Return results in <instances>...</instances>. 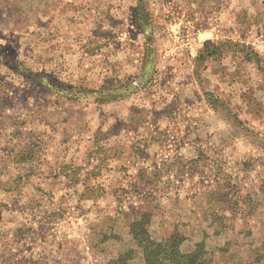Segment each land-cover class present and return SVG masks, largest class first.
<instances>
[{"label": "rangeland", "instance_id": "rangeland-1", "mask_svg": "<svg viewBox=\"0 0 264 264\" xmlns=\"http://www.w3.org/2000/svg\"><path fill=\"white\" fill-rule=\"evenodd\" d=\"M128 6L0 0V264H145L141 220L203 264H264V58L195 76L189 7L144 1L148 33L118 38ZM31 114L70 142L33 144Z\"/></svg>", "mask_w": 264, "mask_h": 264}, {"label": "crops", "instance_id": "crops-1", "mask_svg": "<svg viewBox=\"0 0 264 264\" xmlns=\"http://www.w3.org/2000/svg\"><path fill=\"white\" fill-rule=\"evenodd\" d=\"M110 1V0H108ZM129 3V12L127 15H120L117 20L115 32L118 38H136L144 33L136 19V7L138 2L143 4L147 1L154 15L161 14L159 8H173L179 6H187L188 10H182L175 21L172 23L178 27L173 30L175 38L188 40V44L182 46L186 50H190L193 57L197 55L201 48L208 45H217L219 41L233 42L250 46L260 57L264 58V0H127ZM155 18L149 16L146 20L148 26ZM161 20L158 23L161 26ZM123 28V29H122ZM149 33H153L150 31ZM152 34V35H153ZM183 43V42H182ZM181 43V44H182ZM181 46V47H182ZM195 55V56H194ZM243 60L247 57L239 54H226L223 65L218 68L221 75H227L230 79H234V72L228 64L231 58ZM252 63L249 60V64ZM159 67V66H158ZM211 66H209L210 68ZM194 66L192 65V70ZM236 68V67H235ZM208 68L205 69V71ZM232 71V72H231ZM227 77V76H226ZM195 82H197L195 80ZM134 86L137 82L133 83ZM24 117L25 114H21ZM53 114H31L32 124L30 126L31 136H36L32 143L42 142L52 149L54 146L65 145L69 143V138L61 131L55 130V126H51L48 122L49 116ZM25 129V128H23ZM27 129V128H26ZM37 129V130H36ZM61 133V134H60ZM39 135V137H37Z\"/></svg>", "mask_w": 264, "mask_h": 264}, {"label": "trees", "instance_id": "trees-1", "mask_svg": "<svg viewBox=\"0 0 264 264\" xmlns=\"http://www.w3.org/2000/svg\"><path fill=\"white\" fill-rule=\"evenodd\" d=\"M141 7V2H138L136 7V19L138 21V25L142 28L143 26H147L146 19L140 15L139 8ZM144 24V25H143ZM238 50L249 58V60L258 67L261 65L263 61L262 57L259 56L250 46L245 44L233 43V42H225L217 45H208L197 53L194 58V75L198 76V67L197 64L200 65V62H203L207 58H211L216 54H220L222 50ZM210 103L211 98H208ZM146 222L139 221L134 222L132 226L134 239L137 242L138 246L142 248L143 257L145 264H203L196 252H192L190 254H182L178 251L177 245L172 241L168 242H156L152 240L148 236V232L145 228ZM136 228V229H135Z\"/></svg>", "mask_w": 264, "mask_h": 264}]
</instances>
